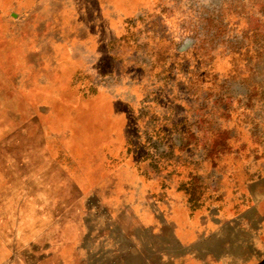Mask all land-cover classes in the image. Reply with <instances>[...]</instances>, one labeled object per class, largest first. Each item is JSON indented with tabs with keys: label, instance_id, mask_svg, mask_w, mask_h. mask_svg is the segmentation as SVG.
Segmentation results:
<instances>
[{
	"label": "rangeland",
	"instance_id": "1",
	"mask_svg": "<svg viewBox=\"0 0 264 264\" xmlns=\"http://www.w3.org/2000/svg\"><path fill=\"white\" fill-rule=\"evenodd\" d=\"M139 2L106 60L147 91V122L126 129L131 156L151 170L264 172V0ZM65 104L52 119H0V256L12 259L17 228L15 264H170L158 250L170 237L156 241L126 199L124 141L111 142L121 127L103 96Z\"/></svg>",
	"mask_w": 264,
	"mask_h": 264
},
{
	"label": "crops",
	"instance_id": "2",
	"mask_svg": "<svg viewBox=\"0 0 264 264\" xmlns=\"http://www.w3.org/2000/svg\"><path fill=\"white\" fill-rule=\"evenodd\" d=\"M8 1L0 3V119H52L68 99L103 96L104 119L121 127L111 142L124 141L126 199L156 241L170 237L163 249L155 243L161 258L170 264H264V172H256L253 162L239 180L233 172L212 174L207 163L172 160L151 170L129 153L126 129L147 122L137 119L147 91L106 60L116 58L112 45L141 2ZM218 174L226 181L220 183ZM22 231L12 229L14 254L1 255L0 264L18 261Z\"/></svg>",
	"mask_w": 264,
	"mask_h": 264
}]
</instances>
